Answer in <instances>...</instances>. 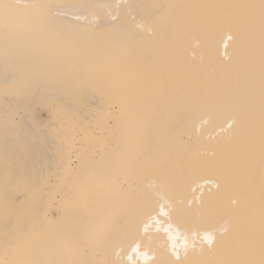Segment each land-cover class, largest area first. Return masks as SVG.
<instances>
[{
    "label": "bare ground",
    "instance_id": "bare-ground-1",
    "mask_svg": "<svg viewBox=\"0 0 264 264\" xmlns=\"http://www.w3.org/2000/svg\"><path fill=\"white\" fill-rule=\"evenodd\" d=\"M0 264H264V0H0Z\"/></svg>",
    "mask_w": 264,
    "mask_h": 264
},
{
    "label": "rangeland",
    "instance_id": "rangeland-1",
    "mask_svg": "<svg viewBox=\"0 0 264 264\" xmlns=\"http://www.w3.org/2000/svg\"><path fill=\"white\" fill-rule=\"evenodd\" d=\"M44 102L45 101L41 102L40 105L37 102H33L30 105L32 110L31 112H33L31 115H35V117H32V119L38 123H45L47 119L51 118V108L47 104L44 105Z\"/></svg>",
    "mask_w": 264,
    "mask_h": 264
}]
</instances>
